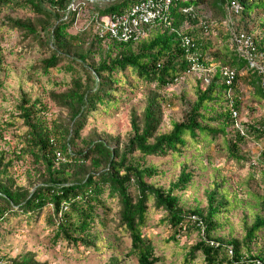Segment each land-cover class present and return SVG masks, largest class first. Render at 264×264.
<instances>
[{
  "label": "trees",
  "instance_id": "16d2710c",
  "mask_svg": "<svg viewBox=\"0 0 264 264\" xmlns=\"http://www.w3.org/2000/svg\"><path fill=\"white\" fill-rule=\"evenodd\" d=\"M84 1L75 7V0H0V12L10 8L30 14L14 16L9 12L0 16V90L4 84L1 71H6L1 33H17V44H25L26 52L37 50L41 55L27 65L28 79L35 73L47 76L52 69L70 74L68 82H53L48 91L49 101L59 111L55 118L47 120L48 106L42 97L33 96L22 85L7 117L0 114V142L4 143L0 148V227L14 216L31 224L50 206L46 218L52 230L49 247L62 242L74 251L80 247L84 252H101L104 247L116 251L115 241L119 243L126 237L127 256H133L138 264H155L159 257L143 229L153 214H160L157 224L170 230L167 242L177 245L192 233L197 236L193 245L181 248V264H193L198 254L202 264L264 262V251L256 246L264 237V147L256 156L241 149L250 142L264 144V113L255 122L239 120L242 132L235 126L237 119L231 116L232 108L239 114L243 104L238 71L247 70L249 84L259 100L264 99V74L249 68L248 61L231 43L212 50L210 26L204 33L209 19L201 17L198 9L182 11L184 7L205 5L226 19L232 0L178 1L169 7L165 21L157 19L150 24L148 35L127 41L107 33L87 36L84 30L72 32L80 9L86 5ZM137 1L94 0L93 20L120 15ZM236 1L239 21L251 13L264 14V0ZM260 24L264 28V21ZM184 35L191 40L188 49L182 45ZM226 35L229 40V30ZM254 39L258 50L264 52L263 29ZM188 53L197 54L209 81L205 83L203 76L196 80L195 98L186 103L182 119L171 120L169 128L163 130L165 93L191 73ZM63 61L67 63L61 67ZM223 66L237 71L231 84L221 76ZM211 68L213 71H209ZM137 84L147 88L144 105L139 113L130 111V130L124 141L120 135L101 136L96 129L83 133L91 120L117 109V94H124L125 87L133 91ZM171 96L182 102L186 98L174 92ZM5 135L11 136L13 147ZM211 146L225 153V161L240 168L255 165L262 175V193L246 189L253 203L247 202L248 213L239 218L240 237L217 235L230 223L236 205L242 206L243 202L236 198L237 188L226 185L227 178L219 175V168L211 166L213 172L203 190L204 207L183 202L195 172L212 164ZM57 153L63 161L57 160ZM27 158L31 161L23 184L14 176V164ZM147 158L164 159L167 165L179 167L167 187L157 180L165 169ZM250 172L243 185L254 177ZM107 229L112 231V240L102 236ZM0 264L46 262H41L37 253L27 251L13 258L0 255ZM103 264H121L119 254Z\"/></svg>",
  "mask_w": 264,
  "mask_h": 264
},
{
  "label": "rangeland",
  "instance_id": "374dc122",
  "mask_svg": "<svg viewBox=\"0 0 264 264\" xmlns=\"http://www.w3.org/2000/svg\"><path fill=\"white\" fill-rule=\"evenodd\" d=\"M89 1V0H88ZM85 0L86 5L80 9V16L77 19V23L71 29L74 33H80L84 30L88 35H92L96 32H101L103 29L102 24L93 20L94 9L92 7V1L88 2ZM103 3V2H100ZM78 4L76 3L75 7ZM199 10L200 16L209 19V26L211 33L209 37L213 42V49L222 46V44H230L228 40V29L231 26L238 28H246L253 35L260 37L261 31L264 28L260 22L264 21V14L259 15L251 13L250 17H245L243 21L237 20V17H233L231 21L229 18H220L217 11L200 5L195 7ZM11 13L12 15L26 16L30 15L22 9H5L0 12V16L5 13ZM228 15V14H227ZM102 27V29H101ZM101 29V30H100ZM233 29V28H232ZM2 46L4 47V58L3 66L6 71H1L2 76L4 75L3 88L0 90V114L5 117L8 115L9 109L18 98L19 86L22 85L25 90L31 91L32 95H40L43 102L48 106L46 112L47 120L55 118L58 114V109L49 101L48 91L53 88V82H68L70 80L69 72L56 69H52L50 74L47 76L38 75L35 73L32 79H28L27 75L30 70H26L27 65L34 63L36 59L41 57L37 50L26 52L25 44H17L20 37L17 33L5 34ZM90 39V38H89ZM47 55V54H45ZM44 55V56H45ZM67 62L63 61L60 65L63 67ZM239 74V86L243 94V106L238 114V120L245 122H252L257 120L264 113V99L255 98V90L253 86L249 84L251 76L247 70L241 69L238 71ZM208 78L203 69L197 71H191L180 83L171 86L165 93V100L162 103L164 110V121L162 129L166 130L169 128L171 120H180L183 117L184 108L188 101H192L194 96L193 87L196 85V80L200 77ZM147 88L138 85L133 91H130L125 87L124 94H117L119 99L117 109L111 111L109 115L102 114L97 116L95 120H91L89 127L83 132L87 134L89 129H96L97 133L101 136L110 134L113 136L120 135L122 141H124L125 134L130 130V111L135 109L138 113L141 111L144 105V95ZM172 92L176 93L178 97L185 94L186 98L184 102L173 99L171 96ZM4 138L9 140V145L13 147L14 141L10 135H5ZM0 142V148L3 145ZM210 159L212 164H207L206 169L202 171H196L194 177V183L191 184L184 195L182 196L183 202L188 206L199 205V207L205 206V197L203 195L204 188L208 185L209 177L213 170L211 166L220 169L219 175L227 178L226 185L237 188V199L243 200L242 206L236 205V210L233 212V216L230 219V223L224 225L222 231H218L217 235L228 236L230 234L240 237L242 229L239 225V218H242L248 213L246 207L247 202L253 203V198L249 197L246 189H249L253 193H262L261 187L259 186L262 180V175L259 169L254 166L246 165L244 167H237L232 161H225V153L217 152L214 146H211ZM264 144L262 142H250L241 146L242 151L247 152L249 155H258L263 149ZM8 147L5 146V149ZM152 163L156 164L162 169H165V174L162 177L157 178L158 183L163 186H168L169 179H173L179 172L178 166H171L165 163L164 159L159 158H147ZM31 160L27 158L26 162H15L14 164V176L20 183H26V169L30 167ZM206 161V160H205ZM250 171L254 172V177L249 181V184H242L246 182ZM236 183H241L237 186ZM50 206L42 211L40 217L31 224L26 223L25 220L21 219V216H14L10 218L8 223H5L0 227V255H8L15 257L19 253L32 251L37 253L38 259L46 264H103L112 255L119 254L121 264H138L133 256H127L129 239L122 237L121 242H116V251L107 247H104L101 252H95L93 250L84 252L82 247L78 251H74L70 246L65 243H59L55 247H49L51 237V228L47 226L46 218L50 213ZM160 214H153L149 220L148 226L143 229L146 238L153 242L155 255L159 257V261L155 264H181L184 251H182L183 245H193L197 241L195 233L190 234L188 237H184L179 244L167 242V238L170 234V230L164 226L157 224ZM111 229L102 232V236L106 237L107 240H112L113 236L110 234ZM117 243V244H116ZM256 246L260 247L264 251V237L258 240ZM255 244H252L254 249ZM83 252V253H82ZM193 264H202V256L197 255L196 260Z\"/></svg>",
  "mask_w": 264,
  "mask_h": 264
},
{
  "label": "built area",
  "instance_id": "2783aa9c",
  "mask_svg": "<svg viewBox=\"0 0 264 264\" xmlns=\"http://www.w3.org/2000/svg\"><path fill=\"white\" fill-rule=\"evenodd\" d=\"M80 1L75 0L77 4ZM178 1L181 0H138L120 15L102 16L95 20L103 26V29L102 27V30L100 29L101 32H98L100 35L107 33L110 37L123 41H127L132 37L134 39L144 37L148 35L151 29L150 24L157 19H163L165 21L169 7ZM70 6L73 7V4ZM194 9L192 6H189L182 8V11L188 13L193 12ZM227 9V18H229V21L232 20L233 15H237L240 12V7L236 1H231ZM204 26V33H206L209 29V24H205ZM229 40L234 49L248 61L249 68H256L260 73L264 74V52L258 50L252 33L244 29H232L231 27ZM190 44L191 40L189 36L184 35L182 37V45L188 49ZM187 57L192 64V71L202 69L198 63L196 53H188ZM209 71H213V69L211 68ZM221 76L226 84H231L237 76V71L233 68L223 66L221 68ZM204 81L208 83L209 78H205ZM261 84L264 87V76ZM231 116L236 119L238 118V112L233 108L231 110ZM235 126L242 132L238 119ZM56 155L57 160L63 161V158L58 153ZM210 244H213V242H210ZM228 252L230 254L232 253L231 248L228 249ZM256 264H264V262L257 260Z\"/></svg>",
  "mask_w": 264,
  "mask_h": 264
},
{
  "label": "clouds",
  "instance_id": "9594fccd",
  "mask_svg": "<svg viewBox=\"0 0 264 264\" xmlns=\"http://www.w3.org/2000/svg\"><path fill=\"white\" fill-rule=\"evenodd\" d=\"M232 1H236V0H232ZM237 2V1H236ZM230 5V4H229ZM228 5V6H229ZM228 8V7H227ZM227 14H228V9H227ZM239 15V13L237 14V15H233L232 16V19H233V17L235 16V17H237ZM227 17H228V15H227ZM233 29H244V28H242V27H240V28H236V27H234V26H231ZM229 30V33H230V29H228ZM245 31H247L246 29H244ZM247 32H249V31H247ZM250 33V32H249ZM230 41V40H229ZM231 43V42H230ZM232 45V44H231Z\"/></svg>",
  "mask_w": 264,
  "mask_h": 264
},
{
  "label": "crops",
  "instance_id": "0c3cea01",
  "mask_svg": "<svg viewBox=\"0 0 264 264\" xmlns=\"http://www.w3.org/2000/svg\"><path fill=\"white\" fill-rule=\"evenodd\" d=\"M243 101V100H242ZM243 103V102H242ZM243 106V105H242Z\"/></svg>",
  "mask_w": 264,
  "mask_h": 264
}]
</instances>
